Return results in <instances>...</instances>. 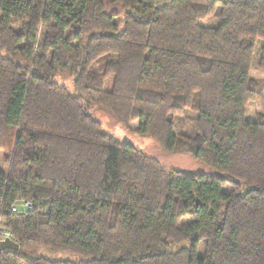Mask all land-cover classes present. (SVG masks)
I'll list each match as a JSON object with an SVG mask.
<instances>
[{
    "label": "trees",
    "instance_id": "obj_1",
    "mask_svg": "<svg viewBox=\"0 0 264 264\" xmlns=\"http://www.w3.org/2000/svg\"><path fill=\"white\" fill-rule=\"evenodd\" d=\"M258 41L264 70V0H0V220L19 246L0 264H264V116H245L264 104ZM81 99L218 174L166 169ZM184 118L194 130L174 133ZM40 246L92 258L28 256Z\"/></svg>",
    "mask_w": 264,
    "mask_h": 264
},
{
    "label": "rangeland",
    "instance_id": "obj_2",
    "mask_svg": "<svg viewBox=\"0 0 264 264\" xmlns=\"http://www.w3.org/2000/svg\"><path fill=\"white\" fill-rule=\"evenodd\" d=\"M158 2L159 4H161L164 2V0H158ZM116 19L117 21H119V24L117 31L111 32V34L113 35L118 34L123 28L122 14H119ZM219 22V17H206L199 20V23L201 25L207 27H215L219 24ZM21 28L22 27L20 26V24L14 25V29L17 31L21 30ZM260 44V41H258L255 46V54L250 71V76L263 82L262 93L264 95V70L258 66ZM54 80L58 84L66 86L70 92H73L71 82L72 78L67 73H58L54 77ZM109 81L110 80H108L107 82ZM81 103L85 110L92 116V118L100 123L101 129L104 133L114 137L119 141H128L132 143L134 146L141 149L146 156L158 160L166 169H174L186 173L218 174L216 171H214L201 161L196 160L188 153L164 151L163 149L158 147L150 138L141 135L136 131L138 125L137 120L132 121L128 126H126L115 121L108 113L100 109L97 105L87 104L84 99H81ZM245 116L246 119L251 121H256L258 117L264 116V104H262L260 100H249L246 103ZM183 120L184 121L182 127L181 124H174V133H179L181 130L189 133L194 130L195 123L192 119L184 118ZM7 172L8 162L5 159V153L0 151V173L6 174ZM221 190L223 192H229V190H231V185L229 183H226ZM187 221V218L182 219V223ZM5 237H9L13 240V238L9 234L4 235V238ZM203 251L204 243L201 242L198 247V255H202ZM28 256L43 257L54 261H87L92 258V256L90 255H80L67 250L51 249L44 246L36 248L33 252L29 253Z\"/></svg>",
    "mask_w": 264,
    "mask_h": 264
},
{
    "label": "built area",
    "instance_id": "obj_3",
    "mask_svg": "<svg viewBox=\"0 0 264 264\" xmlns=\"http://www.w3.org/2000/svg\"><path fill=\"white\" fill-rule=\"evenodd\" d=\"M36 207V204L29 200V199H24V198H19L17 199L10 207V209L12 211H24V210H30ZM9 234L11 236V234L9 233V231L5 230L2 228L1 226V220H0V236H2L1 239L4 238V235Z\"/></svg>",
    "mask_w": 264,
    "mask_h": 264
},
{
    "label": "water",
    "instance_id": "obj_4",
    "mask_svg": "<svg viewBox=\"0 0 264 264\" xmlns=\"http://www.w3.org/2000/svg\"><path fill=\"white\" fill-rule=\"evenodd\" d=\"M4 249L18 250L19 246L16 241L10 239L9 237H5L0 240V250Z\"/></svg>",
    "mask_w": 264,
    "mask_h": 264
}]
</instances>
